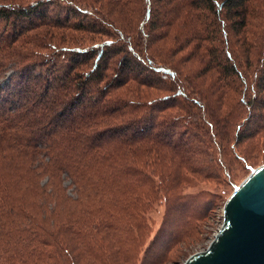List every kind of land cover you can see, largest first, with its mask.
<instances>
[{
    "label": "trees",
    "instance_id": "obj_1",
    "mask_svg": "<svg viewBox=\"0 0 264 264\" xmlns=\"http://www.w3.org/2000/svg\"><path fill=\"white\" fill-rule=\"evenodd\" d=\"M55 1L61 15L49 19ZM255 117L264 0H0V251L15 233L28 243L25 264H52L55 234L37 222V199L62 193L63 175L81 196L100 183L140 185L137 170L174 154L195 166V151L209 152L195 128L225 150Z\"/></svg>",
    "mask_w": 264,
    "mask_h": 264
},
{
    "label": "rangeland",
    "instance_id": "obj_2",
    "mask_svg": "<svg viewBox=\"0 0 264 264\" xmlns=\"http://www.w3.org/2000/svg\"><path fill=\"white\" fill-rule=\"evenodd\" d=\"M56 2L51 5L49 19L61 15L62 6H55ZM178 129L171 131L175 140L180 139ZM251 130L258 131L245 137ZM202 131L195 128V144L211 149L207 154L195 151V166L187 163V158L174 154L163 164H151L145 169L147 172L137 170L146 180L140 185L128 181L114 185L100 183L82 188L81 196L72 178L63 175L62 193L60 186L56 190L46 189V197L37 199L43 206L42 212L35 213L37 222L55 234L46 248L53 251L51 263L183 264L191 255L206 250L222 227L226 201L235 186L251 173L247 165L254 169L264 165V119L255 117L243 127L242 139L229 142L225 150L213 132L206 135ZM232 135L235 138L234 132ZM49 174L39 177L37 182L44 186ZM107 174L104 170L94 172L95 180ZM119 178L126 180L127 176ZM142 195L145 196L142 205H138L139 201L131 202ZM133 211L139 217L131 218ZM104 218L108 221L106 227ZM11 235L12 239L8 244L5 241L0 251V264H25V258L20 256L28 243H24V236ZM46 235L40 233L29 248L41 247L39 239H45Z\"/></svg>",
    "mask_w": 264,
    "mask_h": 264
},
{
    "label": "water",
    "instance_id": "obj_3",
    "mask_svg": "<svg viewBox=\"0 0 264 264\" xmlns=\"http://www.w3.org/2000/svg\"><path fill=\"white\" fill-rule=\"evenodd\" d=\"M183 264H264V165L234 189L210 246Z\"/></svg>",
    "mask_w": 264,
    "mask_h": 264
}]
</instances>
